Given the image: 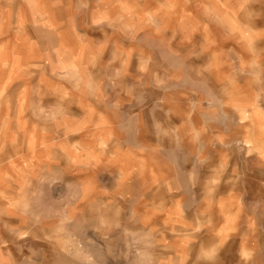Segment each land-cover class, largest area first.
<instances>
[{
    "label": "rangeland",
    "instance_id": "rangeland-1",
    "mask_svg": "<svg viewBox=\"0 0 264 264\" xmlns=\"http://www.w3.org/2000/svg\"><path fill=\"white\" fill-rule=\"evenodd\" d=\"M262 81L264 0H0V264H264Z\"/></svg>",
    "mask_w": 264,
    "mask_h": 264
},
{
    "label": "crops",
    "instance_id": "crops-1",
    "mask_svg": "<svg viewBox=\"0 0 264 264\" xmlns=\"http://www.w3.org/2000/svg\"><path fill=\"white\" fill-rule=\"evenodd\" d=\"M254 22L256 21V18H252L248 21L249 22ZM242 72H245V68L242 70ZM238 73H241L238 72ZM242 75H244V73H241ZM207 78V77H206ZM244 83H242V85H240V83H235L234 86H232V88H237V92L238 94L240 92H242V94L244 95L246 89H247V80L243 81ZM212 81H210V83H206V86L208 87V89H212ZM222 86L226 87V84H221ZM228 85V83H227ZM223 89V88H222ZM228 89V88H227ZM255 89H258V95H257V99H256V107L254 109H250V114L249 116L251 117V129L254 132L255 135L258 134L257 138L259 142L258 145L256 146H252V155L253 156H259L261 160L260 162L263 163L264 162V81H262L258 86H256ZM254 89V90H255ZM238 121H240V118H238ZM247 150V149H246ZM245 151V149H244ZM245 169V168H244ZM245 171L248 170H243L242 173H244ZM241 177L238 176V178ZM249 178V177H247ZM260 179V178H259ZM261 181H264V179H260Z\"/></svg>",
    "mask_w": 264,
    "mask_h": 264
}]
</instances>
